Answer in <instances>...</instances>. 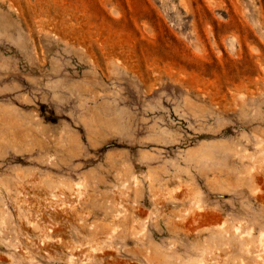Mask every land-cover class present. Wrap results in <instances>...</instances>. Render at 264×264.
<instances>
[{
    "label": "rangeland",
    "instance_id": "1",
    "mask_svg": "<svg viewBox=\"0 0 264 264\" xmlns=\"http://www.w3.org/2000/svg\"><path fill=\"white\" fill-rule=\"evenodd\" d=\"M0 264H264V0H0Z\"/></svg>",
    "mask_w": 264,
    "mask_h": 264
},
{
    "label": "bare ground",
    "instance_id": "2",
    "mask_svg": "<svg viewBox=\"0 0 264 264\" xmlns=\"http://www.w3.org/2000/svg\"><path fill=\"white\" fill-rule=\"evenodd\" d=\"M223 237H226V235H223Z\"/></svg>",
    "mask_w": 264,
    "mask_h": 264
}]
</instances>
